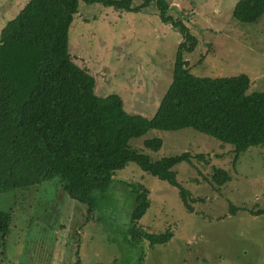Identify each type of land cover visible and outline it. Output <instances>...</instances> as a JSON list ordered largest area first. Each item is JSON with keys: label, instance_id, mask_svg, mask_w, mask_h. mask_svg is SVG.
Masks as SVG:
<instances>
[{"label": "rangeland", "instance_id": "374dc122", "mask_svg": "<svg viewBox=\"0 0 264 264\" xmlns=\"http://www.w3.org/2000/svg\"><path fill=\"white\" fill-rule=\"evenodd\" d=\"M29 1L0 0V35ZM238 1L167 0L170 15H186L185 24L199 40L188 56L192 74L211 79L247 75L250 92H262L264 16L255 24L238 22L232 17ZM79 9L69 37L75 64L95 78L97 96L119 95L127 113L151 119L171 85L181 34L161 22L155 6L137 14L83 2ZM152 138L164 142L157 153L143 147ZM133 147L153 160L187 151L212 154L210 165L183 163L174 169L193 197L203 199L193 213L176 188L130 163L114 174L115 188L87 222L86 206L68 199L56 178L17 204L10 195L0 197V211L11 210L15 218L0 264H136L139 253L124 240L134 208L125 182L150 191L151 206L140 224L154 233L170 229L174 234L170 243L149 252L144 264H264V216L229 211L230 205L264 209V146L242 154L236 168L231 147L193 130H154L133 141ZM211 166L231 171L232 181L221 192L205 179Z\"/></svg>", "mask_w": 264, "mask_h": 264}, {"label": "trees", "instance_id": "16d2710c", "mask_svg": "<svg viewBox=\"0 0 264 264\" xmlns=\"http://www.w3.org/2000/svg\"><path fill=\"white\" fill-rule=\"evenodd\" d=\"M80 2L136 14L155 6L161 22L181 34L171 85L151 119L127 113L119 95L97 96L95 78L75 64L69 37ZM170 9L167 0L140 5L134 0H30L5 25L0 35V197L10 195L15 204L30 198L32 189L59 178L68 199L86 206L90 222L115 188L114 174L135 163L176 188L185 209L193 213L194 204L203 199L193 197L174 169L183 163L210 165L212 154L187 151L153 160L134 148L133 141L154 130H193L231 147L235 168L242 154L264 146V91L250 92L247 75L211 79L192 74L188 56L199 40L185 24L187 16L180 13L176 18ZM263 16L264 0H239L232 11L243 24L258 23ZM163 145L160 138L143 142L155 153ZM211 167L205 179L221 192L232 181L231 171ZM123 184L134 199L125 245L139 253L136 264H144L148 253L170 243L174 234L142 226L151 206L150 191L142 184ZM229 211L264 216L259 207L230 205ZM14 221L11 210L0 211L2 255Z\"/></svg>", "mask_w": 264, "mask_h": 264}]
</instances>
